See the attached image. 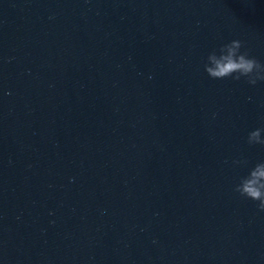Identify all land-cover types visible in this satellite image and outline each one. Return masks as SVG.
I'll list each match as a JSON object with an SVG mask.
<instances>
[{"label": "water", "instance_id": "water-1", "mask_svg": "<svg viewBox=\"0 0 264 264\" xmlns=\"http://www.w3.org/2000/svg\"><path fill=\"white\" fill-rule=\"evenodd\" d=\"M235 39L264 62V0H0V264H264Z\"/></svg>", "mask_w": 264, "mask_h": 264}, {"label": "clouds", "instance_id": "clouds-1", "mask_svg": "<svg viewBox=\"0 0 264 264\" xmlns=\"http://www.w3.org/2000/svg\"><path fill=\"white\" fill-rule=\"evenodd\" d=\"M245 48V43L239 39L223 44L218 50L214 49L207 56L204 69L213 79L232 78L246 79L247 83L255 86L264 82V62L252 56ZM249 145L264 146V127L251 131L248 135ZM234 166H247L246 159L232 161ZM234 191L241 197L258 202L257 207L264 211V162L257 163L246 176L240 178Z\"/></svg>", "mask_w": 264, "mask_h": 264}]
</instances>
